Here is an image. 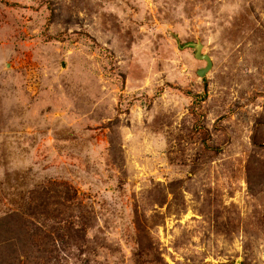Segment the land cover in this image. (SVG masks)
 <instances>
[{
	"label": "rangeland",
	"instance_id": "obj_1",
	"mask_svg": "<svg viewBox=\"0 0 264 264\" xmlns=\"http://www.w3.org/2000/svg\"><path fill=\"white\" fill-rule=\"evenodd\" d=\"M0 264H264V0H0Z\"/></svg>",
	"mask_w": 264,
	"mask_h": 264
},
{
	"label": "water",
	"instance_id": "obj_2",
	"mask_svg": "<svg viewBox=\"0 0 264 264\" xmlns=\"http://www.w3.org/2000/svg\"><path fill=\"white\" fill-rule=\"evenodd\" d=\"M189 46L195 50V59L206 62V67L197 71V76L203 78L212 67L211 60L207 55L201 53L202 45L200 43L190 44Z\"/></svg>",
	"mask_w": 264,
	"mask_h": 264
}]
</instances>
